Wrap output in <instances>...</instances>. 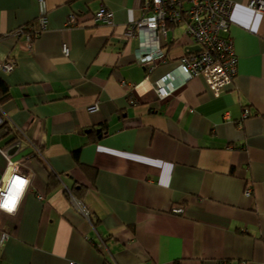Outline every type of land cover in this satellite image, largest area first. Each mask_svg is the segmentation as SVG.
<instances>
[{"label":"crops","instance_id":"crops-1","mask_svg":"<svg viewBox=\"0 0 264 264\" xmlns=\"http://www.w3.org/2000/svg\"><path fill=\"white\" fill-rule=\"evenodd\" d=\"M43 1L46 29L27 40L39 0H0V63L14 62L0 69V179L9 163L28 179L0 209V264H264V12L232 0L236 73L219 96L195 77L131 104V85L197 51L186 24L155 32L149 72L125 36L144 0ZM101 4L112 26L94 22Z\"/></svg>","mask_w":264,"mask_h":264},{"label":"built area","instance_id":"built-area-1","mask_svg":"<svg viewBox=\"0 0 264 264\" xmlns=\"http://www.w3.org/2000/svg\"><path fill=\"white\" fill-rule=\"evenodd\" d=\"M184 4L187 6L184 7ZM39 15L37 26L32 25L27 30L20 29L27 40L46 29L47 17L44 15V1L39 0ZM248 7L255 12H264V0H249ZM143 14L139 20L128 24L125 29L127 38L138 37L140 45L135 50V57L150 72L153 69L152 62H145L157 49V43L153 37L155 32H164L168 23L183 21L186 24V33L199 49L185 53L179 63L164 75L150 84L143 80L131 85L129 103L135 104L138 98L149 89L155 90L160 98L168 96L179 86L191 78L201 77L206 86L214 96H219L234 79L236 73L237 58L234 51L232 39L228 35L230 26L232 0H144L142 3ZM94 22H101L109 26L113 25L112 12L101 4L93 15ZM68 24H76L73 14L67 19ZM153 38L148 41V39ZM63 54L68 55L69 49L66 45L62 47ZM14 62L9 60L0 63V69L10 71ZM97 109V105H91L88 111ZM247 116L244 111L242 118ZM3 119L0 117V124ZM242 121L238 120L239 125ZM23 182L22 184L20 182ZM28 184V179L19 174L14 165L9 163L0 179V209L13 212L16 209L21 194ZM251 190L246 188L244 193L249 196ZM70 193V192H69ZM16 199L14 205L12 196ZM40 199L41 196H38ZM72 198V205L90 222V212L82 202ZM9 203V208L3 205ZM171 212L180 214L183 212L181 206L173 207ZM7 237L2 233L1 241Z\"/></svg>","mask_w":264,"mask_h":264},{"label":"trees","instance_id":"trees-1","mask_svg":"<svg viewBox=\"0 0 264 264\" xmlns=\"http://www.w3.org/2000/svg\"><path fill=\"white\" fill-rule=\"evenodd\" d=\"M8 93H9V89H8V86H7V84L0 78V101L2 100V99H4L7 95H8ZM5 124H6V122L4 123V121H2V123L0 124V127L2 126V127H5ZM37 151V153H38V150H36ZM77 153V151L75 152V154ZM71 195L73 196V197H75L72 193H71ZM3 233H6V232H3ZM7 234V233H6ZM8 235V234H7Z\"/></svg>","mask_w":264,"mask_h":264},{"label":"snow or ice","instance_id":"snow-or-ice-1","mask_svg":"<svg viewBox=\"0 0 264 264\" xmlns=\"http://www.w3.org/2000/svg\"><path fill=\"white\" fill-rule=\"evenodd\" d=\"M20 183L22 184L23 182L21 181ZM10 203L12 205H14V201H11ZM3 206L6 207V208H9V210H11V208L9 207V203L4 204Z\"/></svg>","mask_w":264,"mask_h":264},{"label":"bare ground","instance_id":"bare-ground-1","mask_svg":"<svg viewBox=\"0 0 264 264\" xmlns=\"http://www.w3.org/2000/svg\"><path fill=\"white\" fill-rule=\"evenodd\" d=\"M11 196H12V194H11ZM12 197H13V196H12ZM12 201L16 202V199L13 197V198H12Z\"/></svg>","mask_w":264,"mask_h":264},{"label":"water","instance_id":"water-1","mask_svg":"<svg viewBox=\"0 0 264 264\" xmlns=\"http://www.w3.org/2000/svg\"><path fill=\"white\" fill-rule=\"evenodd\" d=\"M193 49L198 50L199 48L197 46H195Z\"/></svg>","mask_w":264,"mask_h":264}]
</instances>
